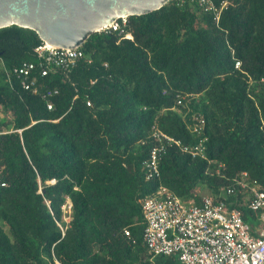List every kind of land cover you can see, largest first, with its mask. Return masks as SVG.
Masks as SVG:
<instances>
[{
  "label": "trees",
  "instance_id": "obj_1",
  "mask_svg": "<svg viewBox=\"0 0 264 264\" xmlns=\"http://www.w3.org/2000/svg\"><path fill=\"white\" fill-rule=\"evenodd\" d=\"M128 23L132 40L93 34L75 67L45 77L36 32L0 29V264H182L147 254L145 197L165 187L199 203V190L219 198L243 173L264 192V0H229L218 26L188 0ZM25 63L37 66L28 91L14 73ZM178 96L189 97L171 110ZM193 114L206 121L207 160L168 147L146 181L153 128L196 144ZM243 199L230 207L254 228Z\"/></svg>",
  "mask_w": 264,
  "mask_h": 264
},
{
  "label": "built area",
  "instance_id": "obj_2",
  "mask_svg": "<svg viewBox=\"0 0 264 264\" xmlns=\"http://www.w3.org/2000/svg\"><path fill=\"white\" fill-rule=\"evenodd\" d=\"M188 1L196 3L210 15L217 26L229 3V0H223L220 5H217L216 0ZM128 24V18H123L102 31L118 32L120 36L132 40V36L126 33ZM35 53L42 61L38 68L43 77L53 68L69 70L84 57L80 48L59 49L45 43ZM235 68L242 72L240 62H236ZM36 69V65L25 63L14 70L21 77L22 86L27 91L34 87L31 76ZM249 82L251 83V79ZM188 97L178 96L176 107L171 110L179 111L178 108ZM187 117V114L183 115V118ZM188 120V130L198 139L193 145L185 146L157 127L153 128L154 145L143 163L146 181L160 178V162L168 147L176 146L193 158L207 160L206 121L198 114L191 115ZM217 173L219 174V170ZM1 174L0 168V187L3 188L6 184ZM233 184L222 189L219 198L201 196L199 203L194 200L184 201L165 187H160L156 193L145 197L141 201L143 243L150 258L153 260L157 257L176 256L182 264H264V192L247 173L236 177ZM237 195L246 200L247 209L257 216L258 226L253 228L238 207H230L229 200ZM63 209L65 218L68 219L72 214L71 204ZM124 235L130 238V230H124Z\"/></svg>",
  "mask_w": 264,
  "mask_h": 264
},
{
  "label": "water",
  "instance_id": "obj_3",
  "mask_svg": "<svg viewBox=\"0 0 264 264\" xmlns=\"http://www.w3.org/2000/svg\"><path fill=\"white\" fill-rule=\"evenodd\" d=\"M171 0H0V29L36 32L59 49L81 48L89 37L123 18L145 16Z\"/></svg>",
  "mask_w": 264,
  "mask_h": 264
},
{
  "label": "rangeland",
  "instance_id": "obj_4",
  "mask_svg": "<svg viewBox=\"0 0 264 264\" xmlns=\"http://www.w3.org/2000/svg\"><path fill=\"white\" fill-rule=\"evenodd\" d=\"M198 195H199V196H212L211 193L208 192V190H199V191H198ZM243 202H244V203H243V206L246 205V203H245L246 200H245V199H243ZM65 221L67 222L68 219L65 218Z\"/></svg>",
  "mask_w": 264,
  "mask_h": 264
}]
</instances>
